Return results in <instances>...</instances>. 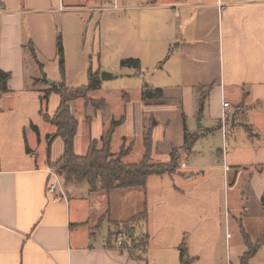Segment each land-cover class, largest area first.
<instances>
[{
	"label": "crops",
	"instance_id": "0c3cea01",
	"mask_svg": "<svg viewBox=\"0 0 264 264\" xmlns=\"http://www.w3.org/2000/svg\"><path fill=\"white\" fill-rule=\"evenodd\" d=\"M100 2L136 9V20L146 22L141 36L154 66L167 59V78L155 70L150 84L164 97L144 100L146 81L115 89L100 77L94 92L107 91V98L90 96L91 89L71 103L78 118L75 152L86 155L93 141L101 147L116 121L114 154L124 149L126 163L142 161L150 135L152 160L167 162L179 150V170L153 174L145 187L109 191H92L87 182L61 175L65 195L49 192V169L63 158L66 144L61 137L49 143L57 128L43 113L54 116L61 99L51 93L42 100L52 83L44 80L42 66L28 70L27 53L32 42L37 59L40 48L58 59L60 31L47 13L62 0H0V72L11 74L8 89L0 91V264H264L263 0ZM25 13L32 16L29 29ZM34 13L40 18L32 20ZM75 25L80 35L81 25ZM62 40L66 78L64 34ZM79 42L84 56L86 39ZM135 58L143 64L142 53ZM81 62L84 72L88 63L84 57ZM135 74L146 75L136 69L120 76ZM89 84L88 75V84L78 87ZM186 127L198 135L189 150ZM203 153L208 163L197 159ZM139 215L133 240L127 239L136 240L135 253L116 246L117 231L128 233L125 223Z\"/></svg>",
	"mask_w": 264,
	"mask_h": 264
},
{
	"label": "rangeland",
	"instance_id": "374dc122",
	"mask_svg": "<svg viewBox=\"0 0 264 264\" xmlns=\"http://www.w3.org/2000/svg\"><path fill=\"white\" fill-rule=\"evenodd\" d=\"M24 5H26L24 3ZM23 5V7H24ZM136 9H122L114 8L113 4H107L100 2V0H62V3L47 13L48 18L52 19L53 25L58 27V30L64 34L66 40V52L68 54V74L65 78V83L69 87H78L88 84V75L91 68L94 72L99 71L102 65L103 68H112L121 75L135 72L136 69L142 72L145 71L146 75L142 77L140 74H135L130 77L128 75L120 76L117 79L106 80L105 83H110L115 89H121L122 87L139 86L146 81L145 84H151L153 78L158 75L162 80L167 78L166 65L167 59H161L162 61L155 67L157 61L151 57V52L148 50L147 42L144 40V36H141L146 30V22L136 20V16H133ZM33 15L36 16L34 13ZM121 15L126 17V21L121 18L119 22H115L116 18ZM31 13H25L24 26L29 29L28 22L31 19ZM32 18L37 20L40 18ZM132 17V19L130 18ZM31 20V21H32ZM136 20V21H134ZM138 21V22H137ZM75 22L79 23L80 35ZM122 32L123 39L119 37ZM80 37L82 40L86 39L85 55L79 54ZM118 37V38H117ZM83 45V42H82ZM142 53L144 56V62L141 63L139 68L129 67L121 65L123 59L134 58L135 54ZM50 52L42 50L40 48L38 59L28 51L29 61H27L28 70L32 71L36 69L40 72L39 66L44 68L47 76L48 83L57 80L61 82L62 74L59 69L60 57L54 59ZM159 54V53H158ZM86 59L88 66L85 67L84 72H79V66L82 64L81 58ZM157 58V57H156ZM39 60V61H37ZM121 68H124L122 71ZM157 70L158 74H153ZM101 76V75H100ZM97 89V88H96ZM130 89V88H129ZM130 91V90H129ZM130 93V92H129ZM135 93V91H133ZM109 92H94V89L89 93L90 96L97 98H107ZM198 147L205 148L207 144L201 142ZM219 147L223 148V143L220 142ZM163 155L164 153H160ZM197 159L208 163V154H201L197 156ZM164 160V158H161Z\"/></svg>",
	"mask_w": 264,
	"mask_h": 264
},
{
	"label": "trees",
	"instance_id": "16d2710c",
	"mask_svg": "<svg viewBox=\"0 0 264 264\" xmlns=\"http://www.w3.org/2000/svg\"><path fill=\"white\" fill-rule=\"evenodd\" d=\"M58 40V54L60 56V69L62 72V81L60 83H52L42 97V100L47 99L51 93H56L60 96L61 103L58 107L56 114L50 116L44 114L45 120L54 124L57 128V132L49 136V143L56 137H61L64 140L65 152L63 158L52 165V168L59 172L67 182L79 184V182H87L91 187V190H97L102 188L106 191L115 188H130L147 186V180L153 174L163 175L167 173H174L179 170V150L171 152V159L167 162H154L152 160V140L148 135L146 138V152L145 157L138 163H126L123 158L126 150H122L118 154L112 152V137L114 129L119 122L112 121L110 128L104 133L101 138L102 146L99 142L93 141V145L90 147L86 155H77L75 152V137L78 132V118L76 117L71 103L77 99V97H86L87 92L91 89H96L101 85L100 72L90 73V84L85 87L71 88L65 83V54H64V40H62L61 32L57 34ZM30 51L36 58L35 48L32 42L30 43ZM122 66L137 67L141 66L139 58H128L121 61ZM11 74L6 71L0 72V91H6L8 89L7 81ZM44 80H47L46 75L43 76ZM142 98L144 100H150L152 98H163V90L153 86L145 85L142 89ZM94 102V101H93ZM95 104V103H94ZM203 100L200 101V111H202ZM43 112V111H42ZM155 121H153V124ZM198 135L191 134L187 127L185 128V149L189 150L196 143ZM146 216L145 213L141 216ZM140 215L134 217L131 221L125 223L126 229H128V239L133 240L130 236L132 224L139 221ZM125 247L135 253L137 250L136 240L130 244L125 242ZM181 257H183V249L181 250ZM250 251L249 254H252Z\"/></svg>",
	"mask_w": 264,
	"mask_h": 264
},
{
	"label": "built area",
	"instance_id": "2783aa9c",
	"mask_svg": "<svg viewBox=\"0 0 264 264\" xmlns=\"http://www.w3.org/2000/svg\"><path fill=\"white\" fill-rule=\"evenodd\" d=\"M264 2V0H263ZM224 106L228 107L229 102H224ZM224 128H226V124L224 123ZM49 173H52L53 181L49 185V192L57 193L59 192L62 195H65V188L63 187V178L59 174V172L55 171L54 169H49ZM128 239V233L123 230L117 231L114 244L119 248H122L125 245V242Z\"/></svg>",
	"mask_w": 264,
	"mask_h": 264
},
{
	"label": "water",
	"instance_id": "95a60500",
	"mask_svg": "<svg viewBox=\"0 0 264 264\" xmlns=\"http://www.w3.org/2000/svg\"><path fill=\"white\" fill-rule=\"evenodd\" d=\"M100 77H101L102 81H106V80H111V79L118 78V75L114 74L110 70H106L105 69L104 71L101 72V76ZM50 83H53V81L50 80ZM133 235H134V232L131 233V237H133Z\"/></svg>",
	"mask_w": 264,
	"mask_h": 264
}]
</instances>
